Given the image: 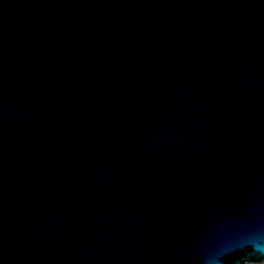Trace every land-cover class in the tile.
Masks as SVG:
<instances>
[{"label": "water", "instance_id": "water-1", "mask_svg": "<svg viewBox=\"0 0 264 264\" xmlns=\"http://www.w3.org/2000/svg\"><path fill=\"white\" fill-rule=\"evenodd\" d=\"M0 264H264V0H0Z\"/></svg>", "mask_w": 264, "mask_h": 264}]
</instances>
